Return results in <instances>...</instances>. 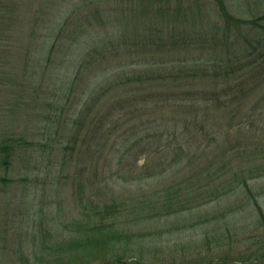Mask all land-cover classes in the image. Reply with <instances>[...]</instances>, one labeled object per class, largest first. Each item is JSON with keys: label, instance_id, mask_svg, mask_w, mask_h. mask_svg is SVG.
<instances>
[{"label": "rangeland", "instance_id": "rangeland-1", "mask_svg": "<svg viewBox=\"0 0 264 264\" xmlns=\"http://www.w3.org/2000/svg\"><path fill=\"white\" fill-rule=\"evenodd\" d=\"M224 3L242 19L264 14V0ZM0 6V15L6 14L0 20V264H99L105 247L77 248L86 256L82 261L69 257L74 251L68 243L91 234L95 209L111 196L119 207L108 221L130 239H114L109 246L117 253L126 248V259L264 264V215L254 204L264 214V169L248 180L250 194L239 187L219 200L205 199L218 180L207 183L204 166L211 175L216 171L213 179L223 172L220 163H227L231 170L219 178L223 185L230 181L220 190L227 191L248 179L252 167L264 165V151L257 154L264 148V62L248 65L252 56L234 59L247 45L241 35L233 41L222 35L217 5L209 0H0ZM228 58L232 67H241L237 81L245 94L208 104L194 101L201 100L197 92L185 104L177 97H156L182 83L198 88L193 91L231 90L233 75H221L218 84L171 77L189 64L208 65L211 77L222 71L213 62ZM141 71L150 79L166 77L131 82L98 97L72 151H65L70 121L92 94L90 81ZM146 92L154 96L144 101ZM119 99L124 107L99 126L97 119L112 116L110 107ZM174 129L179 141H188L191 154L169 167L175 139L165 134ZM125 148L119 159L114 153ZM89 237L102 236H84Z\"/></svg>", "mask_w": 264, "mask_h": 264}, {"label": "trees", "instance_id": "trees-1", "mask_svg": "<svg viewBox=\"0 0 264 264\" xmlns=\"http://www.w3.org/2000/svg\"><path fill=\"white\" fill-rule=\"evenodd\" d=\"M210 2H213L215 5L218 6V12L222 18V20L224 21V26H223V30H222V35H224L226 38L229 37L231 39V41L234 40L235 36H243V39L246 42V48L242 50L241 54L234 56V59L239 61L241 59H247L250 56H252L251 60H248L249 64L251 63H262L264 62V14L260 15L259 17L253 18V19H242L240 17H235L233 16L229 10L227 9V7L225 6L224 0H209ZM1 8V6H0ZM1 10V9H0ZM6 14L4 15H0V20L3 22L5 19ZM0 31H4V29L2 27H0ZM251 31H255L253 36H250L249 33ZM219 31H216V33L212 34L213 37L218 36ZM2 35V33L0 32V36ZM228 61H226L225 63H222L223 60L220 59V61H218L219 63H215L213 62V64L218 65L219 67H221V73H217L214 72L212 73V76L209 77L208 74L210 73L209 70H207V66L205 65L203 68H199L196 67L194 65H190L189 67L185 70H178V73L176 75H171L172 78L175 79H186V78H194V77H202V79H211L215 84H218L219 81L221 79V75L222 76H226L228 77L229 75H233V81L235 84V87L232 88L231 90L229 88L224 89L222 92L220 91H205V90H201V91H193V88H196V90H198L197 87H194L191 85V83H186V84H181V85H177V87L173 86L174 91H170L168 93H160L157 94V98L161 99V100H166L169 98H180V102L182 104H185V101L189 102V99L192 96H195L196 92L200 95V99H195L194 101L196 103H200L202 102L203 104H208L209 102H216V103H220L222 101H227L229 99L232 98H236L239 95V92H243V94H245V92L243 91V87L238 85V81L237 79L239 78L240 74H237V69L240 70L241 67H232V64H234V62H229L230 58L227 59ZM182 65V64H180ZM200 69V70H199ZM135 75H133L132 77H130L129 73H125V75H116L115 77H113L112 79H110L109 77H105V75H103L102 79H94L93 82L90 81L89 85L87 88H93L94 90H97V96L95 97L93 94V91L90 92L92 93L89 97V100H85L83 103L82 108L79 107L77 109L76 115L75 117L72 118V120L70 121L71 125H70V130H73L71 132V136L70 138L67 139V141L65 142L64 145V150H71L74 147V144L78 141L79 137L82 134L83 128L85 126V122H86V117L89 113V111L91 110V106L96 102V99L100 96L103 95H109L111 92L110 91H115L114 89L116 88H124L126 87L128 84H130L131 82H137V83H142L145 82L147 80L150 79V77L148 76V74H145L143 71L141 72H136L133 73ZM166 76H158L157 78L162 79L165 78ZM156 77H153V79H157ZM150 79V80H153ZM187 82V81H185ZM137 85V84H135ZM141 86V84H139ZM183 87V89L179 90V88ZM176 88V89H175ZM237 88V90H236ZM176 90V91H175ZM89 93V94H90ZM154 95H152L149 92H146L142 95V99H144V101H146L149 98H152ZM264 97V94H263ZM262 99V97H260L257 101L260 102ZM124 102L123 100L119 99L116 100L114 103H112V107H110V111L113 110V115L108 117H99L97 119L99 126H105V122H107L109 119L108 118H112L115 117L117 115V109H121L122 107H124ZM261 106L264 108V105L261 104ZM81 108V109H80ZM109 111V112H110ZM250 112L247 114V116L245 117L246 119H248L250 117ZM111 121V119H110ZM74 128V129H73ZM204 128V127H203ZM179 130L174 129L171 132H167L165 135L166 137H170L172 139H175L173 142V150L175 151V154L173 156L174 160L171 161L169 164V167L171 165H175L178 161H180L183 157H187L191 154L189 148L190 145L188 143V141L185 142H181L178 140V136L180 135V132H178ZM208 134V133H207ZM206 134V135H207ZM212 137L215 138V135H217V133L212 132L209 133ZM163 136L160 135V137ZM211 137V138H212ZM249 147L248 145H246V148ZM191 149V148H190ZM128 149H124V150H120L117 149L116 154H120L119 155V159L125 154V151H127ZM226 150L222 151V156L226 155L225 153ZM264 148H258L257 149V154L260 152H263ZM216 153V152H215ZM221 156V157H222ZM218 155L216 154L215 156H212V158H217ZM261 157V155H260ZM211 158V159H212ZM210 160H208L207 162H209ZM5 162V161H4ZM226 162L222 161L220 163V166L218 167V169H223V172L220 173L219 177H215L212 179V175L214 173H216V171H213V174L211 175V172L207 169V167L209 166H204V172L206 174L207 180H209L207 183H212V181H216L218 180V184L215 185V188L210 191L209 196L206 197L205 199H207V201H212V200H219L221 199L223 196H225L226 194H228L229 192H235L237 189H246V192L249 193V183L248 180H250L251 178L255 177V176H259L262 173V170L264 169V165H256L254 167H252L249 172L250 175L248 177V179L244 178L242 179V181H236L235 184H233L231 187H229V189L226 191V189L220 191L221 189H223L224 185L226 186L230 181L228 182H224V185L221 181H219V178L221 177V175H223L227 170H231L230 168H228L226 170ZM225 168V169H224ZM239 168V167H237ZM233 175L236 176L237 172H235V170L233 171ZM234 179H232L233 181ZM231 181V182H232ZM199 186L202 187H207L208 185L204 184L201 182V184ZM250 194V193H249ZM101 206L97 209H95L94 211V217L96 218L95 221H93V223L88 227L91 230V234H89L88 232H86L85 234L74 238L73 240H71L68 244L69 246L73 249L74 252H71V254L69 255V257L71 258H80L82 261H84L85 259V255H79L76 253V249L77 248H83L86 247V244H89L90 246H100V247H105V249H100L99 251V256L100 258L97 259L98 262H100L99 264H142L141 261H139V259H136L135 257H128L127 259L125 258V254H126V248H121L118 250L117 253L115 247H113L112 245L109 246V241H114V239L117 241H119V243H122L123 240H127L130 239L129 235H126L125 232L115 228L114 226V221H108V219H110V217L113 216V214L115 213L116 209L119 207L116 204V201L114 199H112V196L110 198H108L107 201L102 200L100 201ZM257 210L259 211V213L261 214V216H263V212L261 211V207L260 205L257 203V201L254 203ZM168 210L171 211H175V208L170 207L168 208ZM180 210H182L180 208ZM229 211H225L223 213H221L222 216H227L229 215ZM264 219V218H261ZM77 226L81 227L79 224L75 223ZM79 230H81L79 228ZM100 234L102 237H97L95 239H89L91 241H87V239L84 238V236H92L93 234ZM93 240H97V241H93ZM127 242V241H124ZM128 261V263H127ZM57 262H60L59 260ZM60 264V263H59Z\"/></svg>", "mask_w": 264, "mask_h": 264}]
</instances>
